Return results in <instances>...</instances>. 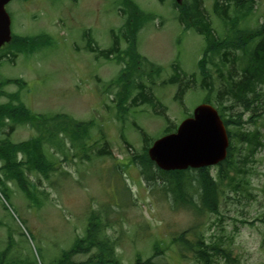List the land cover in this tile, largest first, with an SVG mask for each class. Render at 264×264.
I'll use <instances>...</instances> for the list:
<instances>
[{"label": "rangeland", "instance_id": "1", "mask_svg": "<svg viewBox=\"0 0 264 264\" xmlns=\"http://www.w3.org/2000/svg\"><path fill=\"white\" fill-rule=\"evenodd\" d=\"M184 1L192 3V0ZM134 2L154 17L138 34V53L143 57L139 70L132 67L130 58L119 62L116 55L102 58L88 49L90 38L93 46L102 51L111 49L119 41L115 35L120 36L128 19V13L121 12V0H14L7 5L13 35L46 34L52 44L33 55H18L15 60L0 59V83L3 80L27 83L24 89L9 84L5 91L18 93L34 115L47 118L66 115L81 122L93 121V127L82 146L71 131L56 134L52 142L46 144L45 151L58 171L46 178L25 170L26 178L35 186L30 187V195L15 179L5 180L8 193L0 188V254L12 235L22 259H28L31 264H53L78 237H84L90 213L101 211L112 222L107 232L118 245L116 253L122 264H134L138 254H142L144 260L149 258L154 244H159L165 252L156 262L201 264L190 252L185 258L178 254L172 239L183 232H189L191 239L202 237L208 245L219 242L231 249L238 261L236 264H264L261 248L264 103L256 114L260 117L254 118L256 125L250 122L252 112L243 114L244 129H257L263 145L231 173L235 178L232 187L227 188L229 183L223 185L218 214L174 209L171 194L147 184L132 160L145 145L139 129L156 141L169 127H178L207 99H211L217 109L231 105L221 97L225 78L217 66H207L213 89L204 85L198 65L206 47L205 39L195 30H186L179 22L180 11L174 0ZM201 3L217 36H225L227 27L214 12V0H201ZM230 16H235L233 10ZM263 22L264 0H255L252 13L240 27L255 29ZM127 46V43L121 44L123 50ZM6 49L0 50V55ZM215 62L220 64V58L216 57ZM128 66L132 72L130 80L135 79L137 85L144 86L157 107H131L122 120L115 95L118 88L110 84ZM187 84L181 100L180 88ZM133 91L136 96L140 90L135 87ZM8 101L7 97L0 98V104ZM230 112L237 118L243 109L237 107ZM231 129L238 130L235 126ZM4 133L0 134V140L13 144L39 134L30 124L14 130L8 126ZM102 147L111 156L98 155ZM21 160L25 158L19 154L18 161ZM2 165L0 161V167ZM217 172V167L210 168L212 176L216 177ZM90 257L91 254H81L73 260L84 262ZM219 264L228 263L222 260Z\"/></svg>", "mask_w": 264, "mask_h": 264}, {"label": "trees", "instance_id": "2", "mask_svg": "<svg viewBox=\"0 0 264 264\" xmlns=\"http://www.w3.org/2000/svg\"><path fill=\"white\" fill-rule=\"evenodd\" d=\"M160 1L164 2V0ZM254 3L255 0H214V12L227 27V33L223 37L217 36L202 8L201 0H192V3L186 1L182 7L175 4L180 11L179 22L184 24L186 30H195L205 39L206 47L198 65L204 85L213 89L212 75L207 66L208 64L217 66L225 78L221 97L231 102L229 107L221 105V108H218L228 130L231 145L226 161L217 166L216 177L211 175L209 168L173 172L161 171L148 155V149L153 141L145 131L139 129L145 145L142 152L135 154L132 160L135 165L139 166L141 175L147 184L151 187L159 186L158 189H161L163 193L171 194L173 208L176 210L185 208L198 214H218L224 194L223 185L229 183L227 188H231L235 182L231 173L239 169L241 161L252 158L258 148L263 145L261 133L257 129L254 131L244 129L246 122L243 120V114L252 112L250 122L256 125L257 122L254 118L260 117L256 114L261 109L260 105L264 103V22L255 29L240 27L241 22L252 13ZM121 5L123 7L121 12L128 13V19L121 31L122 35L117 36L113 33L115 39H119V41H116L111 49L102 51L93 46V41L90 38L88 39V49L102 58L110 59L111 56L116 55L119 62L130 58L132 67L139 70L143 57L138 53V34L144 26L154 21V17L144 12L134 0H121ZM232 10L235 13L234 17L230 16ZM123 43L128 45L125 50L121 48ZM51 44L52 39L46 34L32 37L14 36L12 43L0 55V59L15 60L18 55H33ZM216 57L220 58V64L215 62ZM176 68L178 69V67ZM131 77V66H128L118 79L110 84L118 88L115 95L122 120L129 114L131 107L138 108L144 105L154 109L157 107L154 98L145 90V87L137 85L135 79L130 80ZM208 81H210L209 84ZM23 82L21 80H3L0 83V98L7 97L9 99L7 103L0 104V134L4 133L8 126L14 130L17 126L27 124L35 128L39 134L19 144L0 140V161L3 162L0 167V188L4 193H8L5 180L15 179L21 189L30 195V187L35 186L26 178L25 170L40 173L46 178H49L50 173L58 171L45 151L46 144L52 142L56 134L60 136L71 131L75 141L81 142L82 146L83 139L89 137L88 133L93 127V121L80 122L66 115L47 118L32 114L18 93L8 94L5 91V87L12 83L22 88L25 87L26 83ZM187 86L188 84L180 88L179 96L183 97ZM135 87L140 90L136 96L133 91ZM206 102L212 104L211 99H207ZM237 107L242 108L243 112L234 118L230 111ZM166 120L169 121L168 118ZM232 126L238 130H232ZM175 130L176 127H169L166 134ZM19 154L24 155V161H18ZM97 154L111 156L105 147H102ZM87 158L89 159V157ZM1 172H3V177ZM262 222L264 223V219ZM111 227L112 222L107 215L101 211H92L88 217L84 237H78L74 245L64 251L62 257L53 264H122L120 256L116 253L118 245L107 232ZM189 234V232H183L172 239L181 258L187 257L186 254L190 252L194 259L201 264H219V261L222 260L228 264L238 262L233 257L231 249L222 246L221 243L210 242L208 245L206 239L202 237L191 239ZM261 248L264 251V234ZM81 254H91V257L84 262L73 260L75 256ZM164 254L160 245L154 244L153 254L145 260L142 254H138L134 264H166L156 262ZM0 264H31L28 259L20 257L19 249L16 248L12 235H10L5 251L0 254Z\"/></svg>", "mask_w": 264, "mask_h": 264}, {"label": "water", "instance_id": "3", "mask_svg": "<svg viewBox=\"0 0 264 264\" xmlns=\"http://www.w3.org/2000/svg\"><path fill=\"white\" fill-rule=\"evenodd\" d=\"M12 1L0 0V48L12 41L11 18L6 11ZM229 147L230 138L218 111L203 104L195 109L193 117L181 123L176 133L154 142L149 156L163 171H185L218 165L227 159Z\"/></svg>", "mask_w": 264, "mask_h": 264}]
</instances>
